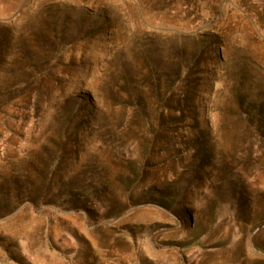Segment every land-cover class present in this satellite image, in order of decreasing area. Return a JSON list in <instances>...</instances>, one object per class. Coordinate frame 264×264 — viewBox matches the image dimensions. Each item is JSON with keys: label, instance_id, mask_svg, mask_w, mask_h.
I'll use <instances>...</instances> for the list:
<instances>
[{"label": "rangeland", "instance_id": "obj_1", "mask_svg": "<svg viewBox=\"0 0 264 264\" xmlns=\"http://www.w3.org/2000/svg\"><path fill=\"white\" fill-rule=\"evenodd\" d=\"M0 264H264V0H0Z\"/></svg>", "mask_w": 264, "mask_h": 264}]
</instances>
